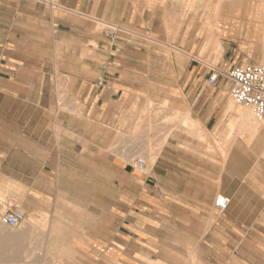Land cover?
<instances>
[{
    "label": "crops",
    "instance_id": "obj_1",
    "mask_svg": "<svg viewBox=\"0 0 264 264\" xmlns=\"http://www.w3.org/2000/svg\"><path fill=\"white\" fill-rule=\"evenodd\" d=\"M48 27L51 38L44 37V20L35 5L18 2L13 7L12 0H0V124L4 136L19 144L10 153L4 178L21 188L25 209L39 197L87 204L89 214L92 203L100 204L106 221L89 240L92 264H173L165 252L186 250L182 245L188 235L211 236L198 247L213 252L201 259L204 264H252L239 257L234 238L252 234L245 194L253 188L238 182L232 188L230 183L246 172L264 181V166L250 171L241 166L251 144L264 155V131L260 126L253 130L249 119L226 118L225 106L208 92L213 88L201 82L211 68L194 73L188 88H181V102L188 101L189 91L196 99L202 136L228 138L229 125L235 123L245 136L229 144L224 157L216 150L211 152L216 157L204 162L203 147L189 146L182 137L190 125L185 129L180 124V136L167 139L139 170L133 160L140 156L134 154L138 145L125 151L110 143L115 127L123 126V118H141L148 102L157 104L149 99L150 89L168 91L172 84L141 83L137 69L148 52L127 49L119 36L110 42L103 30L86 28L64 8L51 9ZM45 41L62 50L55 47L49 54ZM89 42L94 49L85 52ZM64 57L83 59L82 66L44 65L47 58ZM55 75L74 79L62 99ZM32 137L35 148L28 149ZM254 192L264 193L256 187ZM219 195L230 197L222 212L215 206Z\"/></svg>",
    "mask_w": 264,
    "mask_h": 264
},
{
    "label": "rangeland",
    "instance_id": "obj_2",
    "mask_svg": "<svg viewBox=\"0 0 264 264\" xmlns=\"http://www.w3.org/2000/svg\"><path fill=\"white\" fill-rule=\"evenodd\" d=\"M211 1L219 4L221 20L218 27H222V32L218 36L217 28H215L216 36L213 34L209 40L205 35L197 32V23L186 31L188 20L185 19V21L183 18L185 15H192L186 6V0H12V4L13 7L18 2L35 5L44 20L43 33L46 38H51L53 35V31L48 27L50 11L53 7H58L66 9L77 22L86 28L92 27L96 32H101L110 25L119 26L122 28L118 31L119 43L126 45L129 50L148 52L149 58L141 60L142 65L137 69L141 74L139 81L159 85L169 82L172 84L171 90L150 89L147 92L149 99L156 100L157 104L155 105L153 101L148 102L142 110L141 118H123V126L115 127L116 133L110 142L114 148L121 147L125 151L138 145L139 150L134 154L144 156L148 165L153 152L160 149L167 139L180 136V124H183L185 129L187 125H190V130H187V134L182 132V137H186L189 146L203 147L204 162L216 157L211 154L216 150H219L220 157L224 156V151L229 144L245 136L243 127L239 123L229 125L230 137L228 138L219 139L215 135L207 136L208 138L205 137L206 135L202 136L198 129L200 124L197 119L199 118L195 117L198 115L196 99L190 91L187 102H181L180 99L181 88H188L194 81V73L199 70L217 68L226 72L233 63H238L239 66L246 63L260 64L264 58V0H209ZM206 2L208 1L192 0L191 4L194 7L196 5L197 10L200 11ZM257 11L260 13L257 14ZM184 12L186 13L183 14ZM216 42L219 43L218 47L214 45ZM62 45L64 48L67 47L65 43ZM94 46L93 42H89V45H84L83 49L85 52H91ZM43 47L51 54L52 50L58 46L45 41ZM58 49L62 50L59 47ZM44 61L45 66L60 69L69 66V68L71 66L79 68L83 63V59L66 57L47 58ZM53 80L59 84L60 98H64L65 89L74 79L71 76L55 75ZM201 82L205 88H213L208 92L214 94L225 106L226 118L238 116L241 109H251L245 105L234 104L226 78L219 75L214 87L207 86L205 77ZM229 104L232 108L228 111ZM181 115H185L186 118H180ZM252 115L260 122V129L264 131V121L258 119L253 111ZM5 134L7 132L4 131V125L0 124V240L5 235L24 230L26 235L17 258L2 261L0 264H55L57 262L59 264H92L94 252L89 247V240L97 234L99 225L106 221L104 208L98 203H92V213L89 214L84 208L87 204L49 201L39 197L40 201L28 203L29 210H26L20 194L21 188L8 185L4 178L10 164L11 151L19 149L18 140L7 138ZM35 142L34 137L28 139V149L35 148ZM251 145L250 149H246V154L243 155L244 160L241 162V166L247 171L259 165L264 166L262 151H257L253 144ZM237 182L251 185L253 188L251 194H245L247 205L252 213V234L238 235L234 238L239 257H245L252 264H264V193L254 192L255 187L264 191V181L253 178L249 172H246L243 177L240 176L235 182L230 183V186L234 188ZM8 206H17L24 215L18 227L10 228L3 221L2 214ZM102 206L105 205L102 204ZM175 237L179 238V236ZM210 237L209 235H188L187 244L182 245L186 247V250L168 251L165 254L173 264H204L201 259L211 258L213 252H204L198 247L201 246L200 242L203 238L211 241ZM214 254L217 255V252ZM113 264L119 263L114 261Z\"/></svg>",
    "mask_w": 264,
    "mask_h": 264
},
{
    "label": "built area",
    "instance_id": "obj_3",
    "mask_svg": "<svg viewBox=\"0 0 264 264\" xmlns=\"http://www.w3.org/2000/svg\"><path fill=\"white\" fill-rule=\"evenodd\" d=\"M119 26H109L103 29V35L113 42L120 31ZM226 78L229 84V94L234 104L245 105L250 107L258 119L264 121V65L257 63H246L240 66H232L228 71L224 72L217 68H211L210 74L207 76L206 83L215 85L217 77ZM145 159L137 156L134 159V166L143 170L145 167ZM230 202L228 196H220L215 198V206L219 212L224 211ZM3 221L10 228H15L23 221L24 215L17 206H8L3 214Z\"/></svg>",
    "mask_w": 264,
    "mask_h": 264
},
{
    "label": "bare ground",
    "instance_id": "obj_4",
    "mask_svg": "<svg viewBox=\"0 0 264 264\" xmlns=\"http://www.w3.org/2000/svg\"><path fill=\"white\" fill-rule=\"evenodd\" d=\"M163 1V0H162ZM192 0H186V6L187 8H189L188 10L190 12H192L191 16H186L183 18V20H188V24H187V29H189L191 26H193L194 24H196V29L198 30L197 32L200 35H205L206 39H210V37H213V34L215 35V28H217V34L218 36H220L221 32H222V27H218V25H220V20H221V14L219 11V4L218 3H214V2H209V0H207L208 2H206V4H204L202 6V9L200 11L197 10L196 5L195 7L192 6L191 4ZM205 2V1H203ZM202 2V3H203ZM185 7V5H184ZM201 7V6H200ZM186 12H184L183 14H185ZM260 12L257 11V14H259ZM198 18V19H197ZM185 20V21H186ZM197 20V21H196ZM187 23V22H186ZM111 26V25H110ZM195 30V29H194ZM194 32V31H193ZM188 34V33H187ZM166 35V34H165ZM199 36V35H198ZM216 36V35H215ZM263 39H264V33H263ZM207 41V40H206ZM216 41V39H215ZM216 47L219 46V43L216 42V44H214ZM171 46V45H170ZM174 47V46H172ZM176 48V47H174ZM181 50V49H179ZM261 65H264V58L262 59ZM232 108V105L229 104L228 105V111L229 109ZM253 111V110H252ZM252 111L251 109H241L240 113L238 114L237 118H245V119H249L250 123L252 125V129L255 130L257 127L260 126V122L255 120L253 115H252ZM150 124V122H148ZM148 130V129H147ZM252 134H250L251 136ZM224 157V156H223ZM222 195H219L217 197H220ZM1 227V225H0ZM24 228V227H23ZM21 229V228H20ZM30 230V229H29ZM31 231V230H30ZM26 230L22 231V232H15L9 235H5L1 238L0 240V262L4 261H9L11 259L17 258V255L20 253V251L22 250L23 244H24V240H25V234ZM47 236V235H46ZM47 238V237H46ZM51 239V238H49ZM55 238H53L54 240ZM64 240V239H61ZM60 240V241H61ZM65 241V240H64ZM58 242V241H55ZM62 243V241H61ZM53 244V242H52ZM56 244V243H55ZM61 246V245H60ZM63 247V246H62ZM47 249V248H46ZM50 249V248H49ZM56 249V248H55ZM58 250V249H57ZM63 250V249H62ZM59 251V250H58ZM61 251V250H60ZM46 252V251H45ZM54 252V251H53ZM62 252V251H61ZM50 253V252H49ZM46 254V253H44ZM23 255V254H22ZM48 255V254H47ZM47 257V256H46ZM50 257V256H49ZM48 258V257H47ZM39 259V258H38ZM17 261H20V259H16ZM55 260V259H53ZM23 262H28V260H23ZM15 263V262H14ZM3 264V263H2ZM5 264V263H4ZM17 264V263H16ZM20 264V263H19ZM55 264H59L58 262Z\"/></svg>",
    "mask_w": 264,
    "mask_h": 264
}]
</instances>
